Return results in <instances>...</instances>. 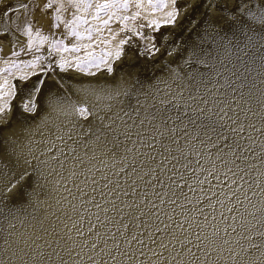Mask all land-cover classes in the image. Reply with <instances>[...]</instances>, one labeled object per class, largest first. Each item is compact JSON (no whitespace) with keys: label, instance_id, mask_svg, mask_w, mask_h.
I'll return each mask as SVG.
<instances>
[{"label":"snow or ice","instance_id":"1","mask_svg":"<svg viewBox=\"0 0 264 264\" xmlns=\"http://www.w3.org/2000/svg\"><path fill=\"white\" fill-rule=\"evenodd\" d=\"M65 3L68 7L75 8L77 12L81 8L86 12L94 8L95 11L91 12L93 20H100L101 13L108 15L110 10L119 11L129 8L128 0H102V2L95 4H93V0H65ZM149 3H152V0H149ZM171 3L174 7L172 11L166 14L165 25L176 26L181 23L179 19L181 8L190 9L193 14L192 19H195V14H198L199 9L205 8L206 10L202 14L203 20L198 21L192 31L196 32L200 24L207 21L219 35L220 32L234 29L237 26L248 25L251 27L249 18L257 19L260 24L259 30L264 31V0H184L183 4H179L178 0H171ZM53 4L54 0H48L43 9L38 8L37 10L47 14V10L53 8ZM156 6H165V0H158ZM61 8L67 11L65 4L62 3L56 12L59 13ZM28 10L29 3L24 2V0H0V51H3L6 44L13 49L15 48L18 38L13 40L15 33L9 34V22L12 21L13 17L19 21L20 16L18 14L27 13ZM225 13H229V15H225ZM135 15L138 13L134 14L133 18ZM111 19L112 16L108 15V19L101 21L102 26L107 27ZM117 19L126 21L129 17H117ZM59 21H61V16L57 14L53 18L52 27L58 28L60 26ZM153 23L157 29L161 27L159 22H149L148 26L151 27ZM189 23L191 24L192 21L189 20ZM80 24L89 25L85 32L87 39L91 40L92 33L96 29L83 16L73 14V18L67 21L64 27L68 29L69 36L84 39V34L78 30ZM15 29L16 32H21V25L15 23ZM196 34L199 35V32ZM22 35L29 38L26 49L22 47L20 51L12 50V56L18 57L21 52H31L34 48L37 52L40 51L34 42L31 21L24 22ZM35 35L39 38L40 45L45 42L49 43V57L54 52L80 51L79 46L74 44L69 48L63 40L50 41L48 36H42L39 31ZM134 35L143 37L140 32H134ZM143 38L150 41V44L145 48L149 55L155 57L157 53L161 52V49L154 42V37ZM126 43L128 40L120 41V45ZM120 45L117 46L114 56L111 52H105L99 60L92 53H88L89 59L76 58L75 63L61 56L55 62V68L52 63L42 65L41 56L22 61L26 67L40 68V72L36 74L37 78L34 81L31 80L30 76L20 77L25 82L31 81L27 97L20 104V110L26 114L38 112L37 97L43 95L46 88L49 91L55 89L58 95H66V92L61 91L65 88L62 83L63 77L60 78V81L49 83L53 80L50 73L54 72L56 68L61 72L72 69L79 77L77 82L81 87L74 91L80 93L84 99L79 101L78 98L77 103H72L70 113L65 111L66 115L76 117L77 122L73 123L70 128H57L51 131V138L45 141L47 152L51 153L55 150L59 153V156L53 155L51 157L53 160L60 163V157L67 159L68 156H72L73 159H78L79 164L83 166L84 161L75 157L76 147L72 145L89 148L92 143L98 147L103 144L107 148V154L113 158L122 150L120 159L124 163L115 175L118 177L135 175L136 179H133L130 185L132 193L137 192L138 181L144 180L146 176L149 177L145 181L147 187L144 189L143 197L139 202L132 201L125 204L121 201L122 206L117 207L116 198L121 193L124 196H129L130 192L122 188L118 180L113 182L107 175H101L100 181H97L93 176L91 178L93 192L99 191L101 198H104L106 194L113 196V199L106 201V203L112 205V211L118 214V218L113 220L105 217L107 223L113 227L106 229L101 234L99 226H103L105 220H102L95 213L97 223H92L89 218L87 229L82 224L73 223L70 228L65 224L64 228L67 231L61 235L56 227L52 226L51 231L45 229V234L52 237L45 241V246L50 252L48 254L40 252L38 255L46 256L48 260H52L54 257L58 258L60 264H69V261L71 264H184L186 256L188 264H208L213 253L216 254L217 262L224 260L225 250L228 253L227 259L231 261V264H245V257H253L255 252L264 256V252L261 251L264 248V199L259 206L253 202V197L261 196L264 198V170H262L264 169V145H260V152L257 155L254 151V145L257 144V141L253 137V133L264 137V125L257 127L249 120V114L256 116L258 113L252 108L244 106L248 101L244 100L243 94L239 100H235L234 105V98H214L210 101L205 96L193 95L192 92H198V88L190 90L188 94V100L192 101L195 107L188 104L187 101L181 104L175 99L161 98L157 100L153 97L150 108H146L139 98L136 99L135 104L129 98L127 107H122L119 112L113 113L112 106L109 104L104 105L102 110H98L96 105H91L88 102V97L94 96L96 100H111L120 95L119 90H115V94H113V90L101 86L100 80L97 78V74L100 72L106 73L108 76L113 74V63L119 60L122 55ZM90 46L84 45L86 48ZM165 51L167 55H173L172 52ZM185 51L187 50L185 49ZM110 58L112 62H110ZM200 63L207 66L204 61H200ZM13 64L18 66L15 65V62ZM93 68L96 71H92ZM3 71H9V69H3ZM44 76H47V80L43 78ZM87 77L96 78L95 85L92 84V81H88V84L85 85V78ZM194 79V77L190 78L189 83L194 82ZM25 87H28L27 83H25ZM67 91L73 90L69 87ZM124 95L128 96L129 94L125 92ZM172 95H179L183 99L182 91ZM0 99H3V96H0ZM241 101H244L243 105ZM52 104L53 102L50 100V106ZM261 106L264 107V101L261 102ZM8 111H10L9 103L5 101L0 105V131L8 124L6 115ZM142 113H144L143 118H141ZM157 136L160 137L159 142H157ZM165 140L180 148L178 156L173 155L171 147L165 145ZM181 140L186 145L192 146L190 153H186L180 147ZM196 144L207 149L209 157L213 155L211 150L215 149V159L211 161L210 168L203 167L199 159L203 152L195 150ZM17 147L15 140L0 137V199L12 200L16 197H22V189L35 171L32 161L22 151H18ZM129 154H132L130 163L127 162ZM43 155L44 152L41 153V156ZM190 156L195 158V167H193V160L190 159ZM209 157H205V159ZM138 158L141 159L142 167L144 160L154 163L156 167H150L147 172L140 175L136 167ZM182 159L187 163H182ZM217 161L223 165L225 171L220 172L218 170ZM42 163H47V161L44 160ZM61 167H63L62 163ZM197 170L206 173L203 179L197 178L196 180L197 185L200 186V192L203 194L197 199L199 205L197 211L202 216L205 200H207L209 207L214 208L212 198L215 196L217 197L216 203L223 206L224 201L220 200L219 196L224 194V188H228V193L225 195L228 202L232 203L233 206L227 208V211L233 213L231 220L238 224L240 231L234 242L223 239V244L228 246L227 249L217 246L215 241H209L208 244H205V241L209 239L207 236L202 237L199 232H189L188 228H191V224H188L187 228L185 227L187 218L184 221H176L172 215L163 212L160 207L167 203L183 209V205L178 204V201L181 196L188 200L184 189L187 188L189 192L196 191V188L188 183L184 172L191 171L195 176ZM160 173L168 174V183L162 179ZM176 173H180L179 180L175 179ZM72 175L75 176L76 173L72 172ZM212 180L217 183L212 184ZM101 181L103 182L102 186ZM85 183H88L87 179ZM205 184H208L209 187L205 188ZM158 186L160 189L167 188L168 192H171V196H168L167 200H165V196L168 195V192L158 191ZM245 186L248 192H251V196L248 195V192H244ZM147 188L152 189V195L156 197L159 204L149 198ZM216 188H219L220 191H214ZM241 192H244L243 201L239 198ZM245 201L251 207V211H248L247 207H244V211L237 207V205L243 207ZM87 203H90L98 211L105 213L108 211L96 201L95 197H90ZM161 215L167 218V223L161 219ZM80 219L83 221L84 217L81 216ZM213 219H215L214 216ZM221 219L227 221L228 217L222 212ZM207 220L208 217L204 216V221L207 222ZM9 227L14 229L15 225L10 223ZM73 230L75 231V239L71 235ZM177 230H179V235ZM231 230L236 233L237 227H232ZM219 231L217 228L213 235L218 236ZM11 235L10 232L9 236ZM257 238H259V242H256ZM20 241L28 248L32 247L29 241L35 243L32 237L21 236ZM61 241H63V246H61ZM241 241H247L248 246L245 247ZM65 254L67 258H65ZM16 255L17 252L13 250L12 243L4 238L3 246H0V264H5V257L10 264L11 258ZM256 258L259 259V257Z\"/></svg>","mask_w":264,"mask_h":264},{"label":"bare ground","instance_id":"2","mask_svg":"<svg viewBox=\"0 0 264 264\" xmlns=\"http://www.w3.org/2000/svg\"><path fill=\"white\" fill-rule=\"evenodd\" d=\"M32 1L34 0H24V2L29 3L28 11H32L31 17L35 19L33 23L34 42L37 47H41V49L43 47L44 50V64L42 62V65L52 63L55 68V62L61 56L73 63H75L76 58L81 60L89 59L88 53L94 54L97 52L104 55L105 52H111L114 56L117 51V46L120 45V41L128 40V36L131 34L128 43L120 45L122 55L119 60L113 63V74L111 76L103 72L97 74L101 86L113 90V94H115V90H119L120 92V95L115 96L111 100H96L94 96L88 97V102L91 105H96L98 110H102L104 105L109 104L112 106L113 113L119 112L122 107H127L129 98H131L133 104L139 98L146 108H150L153 97L157 100L161 98L175 99L181 104L187 101L188 104H192L195 107V104L188 100V94L190 90L198 88L199 91H193L192 94L205 96L210 101L214 98H234L235 101L239 100L241 94H243L245 97L244 100L248 101L244 106L253 108L258 113L256 116L249 114V120L256 124L257 127L264 125V107L261 106V102L264 101V31L259 30L260 24L257 19L249 18V25L251 27L241 25L234 29L220 32L219 35L207 21H204L196 29V32H199V35H197L192 29L199 20L201 21L203 19L202 14L206 9H199L198 14H195V19H192L193 14L191 10L181 8V15L179 17L181 23L176 26H164L163 23L167 19L166 14L172 11L174 7L171 0H166L164 9H159L157 12L153 10L149 0H128L130 3L129 10H111L110 15L112 19L107 27H103L101 21L108 19L109 14L101 15L100 20H93L91 18V12L95 11V9L93 8L91 11L86 12L81 8L76 15L87 18L89 24L96 29L92 35V39H87L85 32V29L89 25L80 24L78 30L84 34L85 38L78 39L73 37L72 40L67 41L68 46L70 43L71 45L75 44L80 47V51H71V55L68 52H56V55L49 57V50L46 46L48 42L40 45L39 38L35 34L39 31L42 36H48L50 41L56 38L57 35H53L54 33L51 27L53 10L48 9L47 14L37 10L44 6L46 3L44 1L48 0H42L38 3H33ZM98 2H102V0H93V4ZM178 3L183 4L184 0H178ZM113 11H115V14H113ZM136 13L138 15H135V18H133ZM26 14L22 12L18 15L22 16ZM119 15L129 17L125 25H123L120 19H117ZM257 15H259L258 12ZM189 20L192 21L191 24ZM149 22H159L161 27L157 29L153 23L149 27V30L147 29ZM15 23H17V20L13 17L12 21L9 22V34L15 33L13 40H17L18 38V43H16L14 49L6 44L3 51H0V73H4V75L0 76V94L3 96V99H0V105L8 101L10 107V111L6 113L8 124L0 131V137H8L15 140L18 146L17 150L22 151L32 161V166L35 171L32 173L31 179L25 183L22 189V197H16L12 200L7 198L0 199V246H3L4 238H7L12 243L13 250L17 252V255L11 258L10 264H60L58 258L54 257L52 260H48L46 256L38 255L40 252L45 254L50 252L45 246V241L50 240L52 237L45 234V229L51 231V227L55 226L61 235L67 231L64 228L65 224L69 228L73 223L82 224L87 229L89 218L92 223H97L95 213L102 220H105V224L99 226V231L103 234L106 229L113 227V225L107 223L105 217L113 220L118 218V214L112 211V205L106 203V201L113 199V196L106 194L104 198H101L99 191L93 192V185L91 184V178L93 176L97 181H100L101 175H107L113 182L118 180L122 188L130 192L129 196H124L121 193L116 198L117 207L122 206L121 201L125 204L131 203L132 201L139 202L143 197L144 189L147 187L145 181L149 177L146 176L144 180L138 181L137 192L132 193L130 185L132 180L136 179L135 175L119 177L115 175L124 163L120 159L122 150L113 158L110 154H107V148L103 144L98 147L92 143L89 148L72 145L76 147L75 157L84 161L83 166L79 164L78 159H73L72 156H68L67 159L60 157V163H57L51 158L53 155L59 156V153L55 152V150L51 153L45 150V141L51 138L50 132L57 128H70L73 123L77 122L76 117L66 115L65 111L70 113V105L77 103L78 98L79 101L84 99L80 93L74 91L81 87L77 82L79 77L72 69L67 72H61L56 68L54 72L50 73L53 80L49 81V83L60 81V78L63 77L62 83L65 85V88L61 91L66 92V95H58L55 89L49 91L46 88L43 95L37 97L38 112L35 114L23 113L20 110V104L27 97V93L31 87V81L25 82L20 77L30 76L31 80L34 81L37 78L36 74L40 72V68L26 67L22 63V61L30 60L29 58L35 56V48L31 52H21L18 57L11 55L12 50H20L24 40L16 32L14 27ZM145 24L146 26H144ZM139 31L143 33V37L155 38L154 42L161 49V52L157 53L155 57L145 51L146 46L150 44L149 39L134 35V32ZM235 35H243L244 38L234 40L235 46H232L227 43L225 38L226 36ZM209 38H213L215 44H207L206 39ZM198 42H202L201 44L205 42L206 44L200 45ZM194 44H196L195 47ZM84 45L91 46L86 48ZM102 49H104V53L101 52ZM165 50L172 52L173 55H167ZM26 52L29 54L28 57L23 55ZM179 57L183 59L181 62H177ZM19 58H22V60ZM16 60L20 63L19 66H14L13 62H16ZM200 61L206 62L207 66L204 63H200ZM110 62H112L111 58ZM172 63L173 65H171ZM10 66H13L12 70L14 71V75L8 77L5 74H9L10 71H3V69H7ZM20 66L22 67L20 68ZM227 69L232 70L237 75H231L227 72ZM92 71H96V69L93 68ZM192 77L195 79L190 84L189 80ZM43 78L47 80V76ZM95 80L96 78L87 77L85 78V85L88 84V81H92V84L95 85ZM25 83L28 84V87H25ZM69 87L73 91H67ZM181 91L183 92V99L179 95H172L173 93ZM125 92L129 95L125 96ZM252 98H257V100L252 103L250 101ZM50 100L53 102L52 106H50ZM243 103L244 101H241L242 105ZM143 115L144 113L141 114V118H143ZM185 123H187L186 120ZM13 133H16V135H13ZM253 137L257 141V144L254 145V151L258 155V149L260 150L261 145L259 142L263 141L262 145H264V137L257 136L255 133H253ZM159 140L160 137L157 136V142ZM69 143L71 144V142ZM164 143L166 146L171 147L173 155H179L180 148L172 145L168 140H165ZM180 147L186 153L192 151V146L186 145L183 140H181ZM195 150L203 152V155L199 159L204 168H210L211 161L215 159V150L212 152L213 155L211 157H209L208 150L199 144L195 145ZM42 152H44L43 156H41ZM85 152H87V155H85ZM205 157L209 158L205 159ZM190 159L193 160V167H195V158L190 156ZM44 160L47 163H42ZM131 161L132 154H129L127 162L130 163ZM181 162L187 163L183 159ZM61 163L63 167H61ZM136 167L140 175H143L150 167H156V165L144 160L142 167L141 159L138 158ZM217 168L220 172L225 171L219 161H217ZM97 169H100V171H97ZM181 171L183 170L181 169ZM72 172H75L76 175L73 176ZM160 175L166 183L169 182L168 174L160 173ZM179 175L180 173H176L175 179L179 180ZM204 175L206 173H202L199 170H197L195 176L191 171L184 172L188 183L193 185L196 191L189 192L187 188L184 189L185 193H187L188 200H185L181 196L178 201V204L183 205V209L167 203L160 207L163 212L172 215L176 221H184L187 218L185 227L187 228L188 224H191V228H188L189 232H199L202 237L207 236L209 239L205 241V244H208L209 241H215L217 246L227 249L228 246L223 244V239H229L234 242L240 231L238 224L231 220L233 213L227 211V208L233 206L232 203L228 202L225 195L228 193V188H224V194L219 196V199L224 201L223 206L216 203L217 197L215 196L212 198V202L215 205L214 208L209 207L207 200H205L202 216L197 211V207H199L197 199L202 197L203 194L200 192V186L197 185L196 180L197 178L203 179ZM253 175L256 174L253 173ZM86 179L88 183H85ZM102 183L101 181V186ZM211 183L216 184L217 182L212 180ZM204 187L208 188L209 185L205 184ZM157 190L168 192L167 188L160 189L159 186ZM214 191L219 192L220 189L216 188ZM244 192H248L246 186ZM244 192H241L240 195L244 194ZM147 194L149 198L159 204L156 197L152 195L151 188H147ZM248 195L251 196V192H248ZM168 196H171V192H168L165 200L168 199ZM90 197H95L96 201L102 207L107 208V213L98 211L90 203H87ZM262 199L264 198L256 196L253 197V202L259 206ZM189 201L191 202L189 203ZM237 207L241 211H244V207H247L248 211L252 210L246 201L243 207L240 205H237ZM125 211L127 212V209ZM222 212L228 217L227 221L221 219ZM81 216L84 217L83 221L80 219ZM204 216L208 217L207 222L204 221ZM213 216L215 219H213ZM161 219L165 223L168 222L167 218L163 215H161ZM10 223L15 225L14 229L9 227ZM154 223L156 222L154 221ZM232 227H237L236 233L232 232ZM217 228L220 230L219 235L214 236L213 233ZM225 229H227V232H225ZM10 232L12 233L11 236H9ZM177 234H180L179 230H177ZM71 235L75 239L74 230ZM21 236L25 238L32 237L35 243L29 241L32 247L28 248L20 241ZM256 242H259V238H257ZM241 243L245 247L248 246L247 241H241ZM61 246H63V241H61ZM20 249H23V251H20ZM261 251L264 252V248ZM227 256L228 253L225 250V259L217 262L216 254L213 253L208 264H231ZM256 257H259V259ZM65 258H67L66 254ZM5 264H8L7 257H5ZM69 264H71V261H69ZM184 264H188L187 256L185 257ZM245 264H264V256H261L259 252H255L253 257H245Z\"/></svg>","mask_w":264,"mask_h":264},{"label":"rangeland","instance_id":"3","mask_svg":"<svg viewBox=\"0 0 264 264\" xmlns=\"http://www.w3.org/2000/svg\"><path fill=\"white\" fill-rule=\"evenodd\" d=\"M39 1H42V0H34V1H32L33 3H38ZM44 2H48V1H44ZM129 2V1H128ZM166 0H165V4H166ZM62 3H64L65 4V8H67V11H65L64 10V8H61V11L59 12V13H57L56 12V9L57 8H60L61 7V4ZM157 3H158V0H152V3H150V5L153 7V10H155V12H157L159 9L160 10H163L164 9V6L163 7H158V6H156L157 5ZM130 4V3H129ZM59 6V7H58ZM130 6V5H129ZM40 9H43V7L42 8H40ZM130 8H128L127 10H129ZM52 10H53V12H52V25H53V18H54V16L55 15H57V14H59L60 16H61V21H59L58 23H59V27L58 28H53L52 26V29H53V35H57L56 36V38L55 39H53V40H56V39H60V40H63V42H64V44L65 45H67V41H69V40H72V38H73V36H69L68 35V29H66L65 27H64V24L67 22V21H69V20H71L73 17V13H75V14H77L78 12L76 11V9L75 8H70V7H68L67 6V4L65 3V1H60V0H54V4H53V8H52ZM31 12L32 11H27V14L26 15H22V16H20V19H19V21H17V23H19L20 25H21V32H18L19 33V35H21L22 36V39H24L23 40V42H22V44H21V47H20V49L23 47V48H25L26 49V45H27V42H28V40H27V38L28 37H26V36H23L22 35V29H23V27H24V22L25 21H31L32 22V24L34 23V21H35V19L34 18H32L31 17ZM22 13V12H21ZM110 13H111V10L109 11V15H110ZM226 15H227V13H225ZM101 15H104V13H101ZM119 17H121V18H123V16L122 15H119ZM64 19H66V21H64ZM122 22H123V25H125V23H127L126 21L127 20H129V19H127L126 21H124V20H122V19H120ZM203 19H201V21H202ZM200 21V20H199ZM144 23V22H143ZM83 25V24H82ZM163 25L164 26H166L164 23H163ZM144 26H146V24L144 25ZM14 27H15V25H14ZM255 27V26H254ZM258 27V26H257ZM143 29V28H142ZM147 29H149L150 30V28H149V26L147 27ZM146 30V29H145ZM148 30V31H149ZM80 31V30H79ZM140 32V31H139ZM95 33V31L92 33V35ZM132 33V32H131ZM143 34V33H142ZM61 35H63V36H61ZM86 36H87V33H86ZM93 37V36H92ZM129 38L131 37V34L128 36ZM133 37V36H132ZM129 38H128V40H129ZM244 38V36L243 35H235V36H226V41H227V43H229L230 45H232V46H235V42H234V40H236V39H243ZM135 39V38H134ZM207 40V44H211V45H213V44H215V41L213 40V38H209V39H206ZM210 40V41H209ZM208 42H210V43H208ZM200 45H204V44H206L205 42L203 43V44H201L200 42H198ZM196 45V44H195ZM47 47H48V50H49V44L47 43V45H46ZM68 46V45H67ZM71 43H70V45L68 46L69 48H71ZM206 47V46H205ZM235 48V47H234ZM20 51V50H19ZM44 50H43V47H42V49H41V47H40V51L39 52H37V51H35V56H41L42 57V62H43V64H44V52H43ZM61 52H63V51H61ZM101 52L102 53H104L105 51H104V49H102L101 50ZM68 53L71 55V51H68ZM25 54H27V52L26 53H24L23 55L24 56H26V57H28L29 56V54H27V55H25ZM52 55H56V52H54ZM34 56V57H35ZM93 56L98 60L99 58H101L102 56H103V54H99V53H97V52H95L94 54H93ZM99 56V57H98ZM34 57H32V58H34ZM32 58H29L30 60L32 59ZM20 60H22V58H19ZM183 59L181 58V57H179L178 59H177V62H181ZM28 61V60H27ZM15 65H20V63H18V60H16V62H15ZM171 65H173V63L171 64ZM22 66H20V68H21ZM12 68H13V66H10V67H8L7 69H9V74H5L6 76H8V77H10L11 75H14V71L12 70ZM227 72H229L231 75H233V76H235V75H237L235 72H233L232 70H230V69H227ZM2 75H4V73H0V76H2ZM1 89H3V88H1ZM0 96H1V94H0ZM245 98V97H244ZM257 100V98H252V99H250V101L253 103V102H255ZM235 102V101H234ZM244 104V103H243ZM253 109V108H252ZM255 109H253V111H254ZM261 145H262V143H263V141H260L259 142ZM259 146V145H258ZM214 150L215 149H212V152H214ZM258 152H260V150L258 149ZM240 198H241V200L242 199H244V194H242V195H240Z\"/></svg>","mask_w":264,"mask_h":264}]
</instances>
